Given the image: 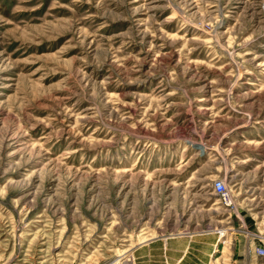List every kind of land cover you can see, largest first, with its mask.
I'll return each instance as SVG.
<instances>
[{"label": "rangeland", "instance_id": "1", "mask_svg": "<svg viewBox=\"0 0 264 264\" xmlns=\"http://www.w3.org/2000/svg\"><path fill=\"white\" fill-rule=\"evenodd\" d=\"M260 247L264 0H0V264Z\"/></svg>", "mask_w": 264, "mask_h": 264}, {"label": "built area", "instance_id": "2", "mask_svg": "<svg viewBox=\"0 0 264 264\" xmlns=\"http://www.w3.org/2000/svg\"><path fill=\"white\" fill-rule=\"evenodd\" d=\"M215 192L221 197V199L225 202V204L230 205L231 203V193L228 187L226 186V182L224 180H216L213 184ZM258 254L264 255V248H258Z\"/></svg>", "mask_w": 264, "mask_h": 264}, {"label": "crops", "instance_id": "3", "mask_svg": "<svg viewBox=\"0 0 264 264\" xmlns=\"http://www.w3.org/2000/svg\"><path fill=\"white\" fill-rule=\"evenodd\" d=\"M182 259H183V255H181V257L178 259V261L176 262V264H178L179 262H181Z\"/></svg>", "mask_w": 264, "mask_h": 264}, {"label": "bare ground", "instance_id": "4", "mask_svg": "<svg viewBox=\"0 0 264 264\" xmlns=\"http://www.w3.org/2000/svg\"><path fill=\"white\" fill-rule=\"evenodd\" d=\"M227 205V204H226Z\"/></svg>", "mask_w": 264, "mask_h": 264}]
</instances>
